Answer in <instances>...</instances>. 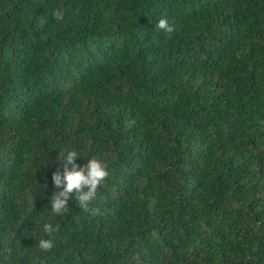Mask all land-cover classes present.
I'll return each instance as SVG.
<instances>
[{"label": "trees", "instance_id": "trees-1", "mask_svg": "<svg viewBox=\"0 0 264 264\" xmlns=\"http://www.w3.org/2000/svg\"><path fill=\"white\" fill-rule=\"evenodd\" d=\"M0 264H264V0H0Z\"/></svg>", "mask_w": 264, "mask_h": 264}, {"label": "clouds", "instance_id": "clouds-1", "mask_svg": "<svg viewBox=\"0 0 264 264\" xmlns=\"http://www.w3.org/2000/svg\"><path fill=\"white\" fill-rule=\"evenodd\" d=\"M53 16L56 20H63V12L55 10ZM157 30H163L168 38L174 33L175 28L166 18L159 19L155 25ZM80 157L76 150L69 149L66 154H61L59 160L61 168L53 173L52 179L55 188L50 199V211L56 217H63L70 212L69 201L74 199L78 208L92 216L100 215L99 207H92L98 189L109 176L108 166L105 162L92 157L81 167L76 164ZM71 166V167H70ZM62 231L59 223L50 220L42 222L43 236L38 238L37 247L42 252H51L56 247L59 233Z\"/></svg>", "mask_w": 264, "mask_h": 264}]
</instances>
